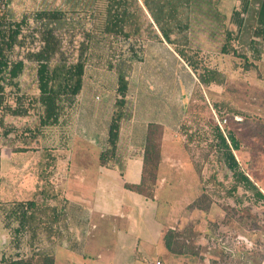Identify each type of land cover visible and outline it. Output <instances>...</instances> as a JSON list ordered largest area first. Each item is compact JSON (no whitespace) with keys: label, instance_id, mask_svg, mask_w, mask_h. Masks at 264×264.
<instances>
[{"label":"rangeland","instance_id":"374dc122","mask_svg":"<svg viewBox=\"0 0 264 264\" xmlns=\"http://www.w3.org/2000/svg\"><path fill=\"white\" fill-rule=\"evenodd\" d=\"M4 1L8 2V12L16 20L40 11L59 10L74 17L78 28L94 32L92 35L94 37H104L98 34L100 33L98 29L104 20L107 6L105 0H95V3L94 0ZM218 1L219 10L227 19L226 27L233 29L230 20L235 0ZM95 5L100 12L97 16H94L97 11L93 12L96 9ZM140 6L143 10L136 16V20L139 21L137 22L144 27L153 24L142 2ZM132 11L136 9L132 8ZM82 20L84 22L80 23ZM189 26L188 55L193 56L199 63V71L196 74L204 87L209 88H201L197 92L196 105L201 109H194L179 131L182 147L169 131L166 133L163 153L185 163L183 165L185 168L179 174L167 171L173 180L170 185L177 187L179 181H186L188 195L179 198L189 204L186 208L187 213L196 211L198 215L181 232L175 231L179 234L184 254L169 255L164 247L162 251L159 250L151 256L156 258L160 255L165 264H263L264 200L258 201L254 191L246 189L236 180L234 172L227 166L222 156L217 133L219 130L227 136L231 131L240 140L241 149L233 151L239 170L245 173L264 195V90L253 83L254 80L258 82L264 78V63L261 61V64L253 67L248 73L244 70L243 59L232 53L222 54L221 50L225 43L224 29L206 15L204 4L192 12ZM148 36L149 34L141 35L138 37L141 40L133 37V41L138 43ZM81 38L82 36L78 35L77 41ZM231 45L242 53V49L235 41ZM206 69L219 71L221 80L218 79L223 80L221 84L213 83L217 87L213 86L212 91L210 83H205L206 79L201 77L206 75L204 72ZM14 84L20 85V89H8L11 95L23 92L35 96L34 67L31 64L27 65ZM211 93L217 94V98L211 97ZM67 114L68 112L63 116L60 127L43 129H38L39 119L35 111L29 117L7 118V125L18 130L9 138H3L0 129L2 154L0 173L3 179L1 195L4 196V201L12 190L26 193L25 198L29 200L35 199L45 179H48L46 182L48 186L53 185L50 182L49 161L53 160L54 165V160L68 155L76 135L74 127L76 120L69 116L65 118ZM26 129L33 135L25 132ZM22 148L29 150L27 153L14 152ZM76 151V149L73 151L72 156H77ZM47 158L50 159L48 162ZM163 171L166 173V169ZM46 184L44 181V185ZM177 198L176 195L171 196L167 201L172 204ZM15 227L16 224L11 227L5 226L4 215L1 212L0 259H26L32 254L55 256L56 253L62 257L63 252L60 249L62 244L47 238L56 235L52 229H47L48 226L27 230L19 236L13 231ZM240 235L252 243L249 251L235 246L233 239ZM226 242L229 248L239 251L238 257L231 253L233 250L227 252L224 249L223 243Z\"/></svg>","mask_w":264,"mask_h":264},{"label":"crops","instance_id":"0c3cea01","mask_svg":"<svg viewBox=\"0 0 264 264\" xmlns=\"http://www.w3.org/2000/svg\"><path fill=\"white\" fill-rule=\"evenodd\" d=\"M238 4L235 0L233 10ZM147 16L153 26L126 28L127 32L138 33L137 38L149 34L138 43L133 37L123 39L107 34L103 38L94 37L91 42L82 92L65 116L76 120V135L69 154L57 159L51 178L57 198L50 204L61 213V220L51 224L56 235L47 238L62 244V257L55 254L57 264L162 262L160 255L152 258L151 254L165 247L166 232H181L198 215L196 211L187 213L189 204L179 198L188 195L186 181H179L177 187L170 185L173 180L167 171L179 174L185 163L165 156L163 147L169 131L182 147L179 131L194 109H201L196 105L197 92L209 87H204L177 47L164 40L148 11ZM119 70L128 82L122 108L125 118L115 154L107 158L106 164H101L100 155L111 148L109 129L120 99ZM20 76L12 78L11 83H16ZM253 83L264 90V78ZM210 86L211 91L213 86L217 87L213 83ZM13 88L19 90L20 85L11 84L9 89ZM38 94L36 88L35 95ZM210 95L217 98V94ZM150 125L163 129L162 160L154 199L125 187L142 182ZM75 149L77 156H72ZM175 195L178 198L170 204L167 200ZM26 196L12 190L4 201L1 195L4 202L27 201Z\"/></svg>","mask_w":264,"mask_h":264},{"label":"trees","instance_id":"16d2710c","mask_svg":"<svg viewBox=\"0 0 264 264\" xmlns=\"http://www.w3.org/2000/svg\"><path fill=\"white\" fill-rule=\"evenodd\" d=\"M104 20L100 25V35H110L123 39L138 36V33L126 31L128 27H142L136 20L137 14L143 10L138 0H105ZM150 14L155 26L158 27L164 40L177 47L179 55L196 73L199 66L193 56L188 55L190 20L193 11L203 4L206 15L214 19L224 29L225 43L221 53L233 54L244 60V70L251 71L264 58V0H238L234 8L230 23L233 29L226 27V16L219 10L218 0H140ZM95 3V0H94ZM97 4V2H96ZM96 6V5H95ZM95 8V7H94ZM132 8L136 11H132ZM93 9V8H92ZM97 16L99 8L93 10ZM87 17L89 15H86ZM93 16V15H92ZM99 19V18H98ZM136 20V22H135ZM97 23V17H95ZM138 21V22H137ZM80 23L84 20L79 21ZM74 17L67 13L55 11H40L25 15L16 20L8 12V2L0 0V129L1 136L9 138L17 132L16 127H9L8 117L25 118L33 111L38 114V129L51 128L62 123L63 116L76 103L77 97L83 89L84 75L90 56L91 42L94 39L91 31L78 28ZM153 26V24L148 25ZM97 33V32H96ZM78 35L82 38L77 41ZM235 41L242 49V53L231 44ZM31 64L35 71V84L39 91L36 96L8 93L12 78H17ZM205 83L221 84L220 72L206 69ZM220 80H219V79ZM120 99L117 101L116 112L113 115L109 129L110 150L100 155L101 164L107 163V158L113 156L117 150L121 123L125 118V97L128 82L125 74L119 70ZM264 128V127H263ZM25 132H30L26 129ZM33 135L32 132H30ZM163 129L159 125H150L144 157V172L140 185L125 187L139 193L146 198L154 199L158 182V171L162 160ZM219 148L227 166L234 172L236 180L246 189L254 191L258 201L264 200V195L245 173L239 170V164L233 151L241 149L240 140L229 131L225 136L218 130ZM28 148L14 152H28ZM47 162L50 160L46 159ZM56 161L50 160L51 178L54 175ZM2 154L0 151V168ZM0 176V189L2 184ZM48 179L38 189L36 198L27 201L4 202L0 193V214L4 215L5 226L11 227L16 236L27 230H35L41 226H48L60 222V214L50 202L57 196L53 193V185L48 186ZM51 182V179H50ZM52 184V183H51ZM40 200V201H38ZM165 247L173 255H182V245L179 234L168 231L164 236ZM0 264H57L55 256L49 254H32L26 259H0Z\"/></svg>","mask_w":264,"mask_h":264},{"label":"built area","instance_id":"2783aa9c","mask_svg":"<svg viewBox=\"0 0 264 264\" xmlns=\"http://www.w3.org/2000/svg\"><path fill=\"white\" fill-rule=\"evenodd\" d=\"M234 243H235V246H239L240 248H244V250H250L251 246H252V243H250L248 241V239H245L244 237L242 236H238L236 237L235 239H233ZM223 247L224 249L227 251V252H230L233 250L232 253H236L238 252L237 249H231L227 246V242L226 243H223ZM151 264H162V262L160 260H157L155 262H152ZM264 264V262H263Z\"/></svg>","mask_w":264,"mask_h":264}]
</instances>
